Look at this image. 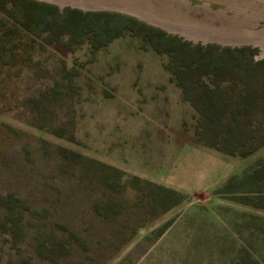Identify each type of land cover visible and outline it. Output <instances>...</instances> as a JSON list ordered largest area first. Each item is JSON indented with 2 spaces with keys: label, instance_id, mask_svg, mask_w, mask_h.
I'll use <instances>...</instances> for the list:
<instances>
[{
  "label": "rangeland",
  "instance_id": "374dc122",
  "mask_svg": "<svg viewBox=\"0 0 264 264\" xmlns=\"http://www.w3.org/2000/svg\"><path fill=\"white\" fill-rule=\"evenodd\" d=\"M28 1L34 24L0 0V264H264V146L203 145L180 87L198 74L177 69L195 48L263 51ZM91 14L121 19L69 37Z\"/></svg>",
  "mask_w": 264,
  "mask_h": 264
},
{
  "label": "trees",
  "instance_id": "16d2710c",
  "mask_svg": "<svg viewBox=\"0 0 264 264\" xmlns=\"http://www.w3.org/2000/svg\"><path fill=\"white\" fill-rule=\"evenodd\" d=\"M22 2L25 8L23 17L30 18L33 24L38 12L47 15L43 6L28 0ZM97 16L100 15L75 17L67 33L69 37L78 39L89 34L101 39L104 31L116 28L121 19L113 16L111 22L94 20ZM61 18L64 23L70 20L66 16ZM52 25L53 35L59 36ZM109 37L103 38V43L113 36ZM213 50L216 53L211 56L201 48H195L192 55L180 54L177 59L179 72L187 76L196 73L199 77L191 83L181 82L183 100L196 112L195 136L203 145L230 155H247L264 146V58L254 61L256 51L247 52L243 48ZM222 76L225 79L220 78ZM8 197L7 202L13 199L11 195Z\"/></svg>",
  "mask_w": 264,
  "mask_h": 264
},
{
  "label": "water",
  "instance_id": "95a60500",
  "mask_svg": "<svg viewBox=\"0 0 264 264\" xmlns=\"http://www.w3.org/2000/svg\"><path fill=\"white\" fill-rule=\"evenodd\" d=\"M130 14L186 37L226 45L258 44L264 55V0H42Z\"/></svg>",
  "mask_w": 264,
  "mask_h": 264
},
{
  "label": "bare ground",
  "instance_id": "6f19581e",
  "mask_svg": "<svg viewBox=\"0 0 264 264\" xmlns=\"http://www.w3.org/2000/svg\"><path fill=\"white\" fill-rule=\"evenodd\" d=\"M253 45L259 47L261 49V51H263V48L260 45H258V44H253Z\"/></svg>",
  "mask_w": 264,
  "mask_h": 264
}]
</instances>
